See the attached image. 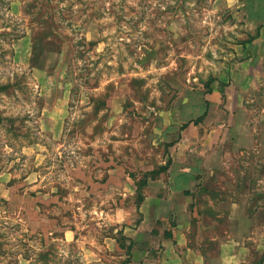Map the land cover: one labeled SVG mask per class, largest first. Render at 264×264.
I'll list each match as a JSON object with an SVG mask.
<instances>
[{"label": "rangeland", "instance_id": "rangeland-1", "mask_svg": "<svg viewBox=\"0 0 264 264\" xmlns=\"http://www.w3.org/2000/svg\"><path fill=\"white\" fill-rule=\"evenodd\" d=\"M177 156L206 264H264V0H0V264L157 256L138 185Z\"/></svg>", "mask_w": 264, "mask_h": 264}, {"label": "crops", "instance_id": "crops-1", "mask_svg": "<svg viewBox=\"0 0 264 264\" xmlns=\"http://www.w3.org/2000/svg\"><path fill=\"white\" fill-rule=\"evenodd\" d=\"M17 4V1H12V4ZM19 8V7H18ZM19 9H16V12ZM7 28V27H6ZM13 48V61L18 65L22 63H28L31 54V45L29 36L22 32L17 38L12 41ZM45 67V63H44ZM47 68V67H45ZM187 124V123H186ZM187 128V127H186ZM183 139V138H182ZM37 143L34 141H28L22 146L21 153L27 157L37 155L36 149ZM176 158V159H175ZM173 157L170 160L165 175H158L155 178L150 179L147 183L149 188V194L143 196L139 208L143 214L144 222L153 221L165 227L167 218L170 214H173L174 220L170 224L171 229L167 237L160 238L161 248L157 256H150L149 250L146 248H134L132 246L131 256L128 264H206V254L204 250L196 248L190 243V228L194 220L192 214L194 213L190 208V198L192 197V191L188 185L194 178V171L191 169L174 170L172 165L175 160H179L180 157ZM172 161V162H171ZM172 164V165H171ZM33 173V171H31ZM30 175V174H29ZM165 178L166 180H162ZM12 174L4 169L0 168V191L1 194L5 191V183L10 180ZM146 184V185H147ZM164 185V189L161 186ZM158 188V189H157ZM164 191V196L161 197V191ZM181 193L180 200L174 198L175 194ZM160 199L162 201L160 202ZM139 205V206H140ZM160 228V232L162 231ZM137 231L131 233L132 241H134V234ZM129 236V235H128ZM130 238V239H131ZM131 241V244H132ZM131 246V245H130ZM140 253V257H139ZM234 255H232L233 257ZM227 256H222L221 260L211 264H229L230 259H226ZM231 257V256H230Z\"/></svg>", "mask_w": 264, "mask_h": 264}, {"label": "trees", "instance_id": "trees-1", "mask_svg": "<svg viewBox=\"0 0 264 264\" xmlns=\"http://www.w3.org/2000/svg\"><path fill=\"white\" fill-rule=\"evenodd\" d=\"M194 123H195V121H194ZM186 124H184V126H185ZM169 164V163H168ZM167 168V167H166ZM162 170H163V168H162ZM165 170V169H164ZM158 172H155L154 174H151L150 176H151V179L152 178H155L156 176H158ZM146 182H147V180L144 178V179H141V180H139V185H138V191H137V202H136V205L138 204H140L141 203V201L143 200V193H142V191H141V187L143 188L145 185H146ZM140 187V188H139ZM137 205V206H138Z\"/></svg>", "mask_w": 264, "mask_h": 264}]
</instances>
